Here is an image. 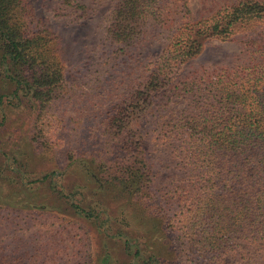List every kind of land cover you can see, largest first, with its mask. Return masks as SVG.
<instances>
[{"label":"rangeland","instance_id":"374dc122","mask_svg":"<svg viewBox=\"0 0 264 264\" xmlns=\"http://www.w3.org/2000/svg\"><path fill=\"white\" fill-rule=\"evenodd\" d=\"M16 1L26 36L48 34L49 44L42 47L63 80L45 104L34 100L28 86L16 98L10 79L16 69L2 65L0 53V264H264V251L252 254L246 244L239 251L229 248L216 262L193 257L181 233L171 232L169 217L155 212L184 177L176 144L165 140L160 125L186 109L184 94L141 121L153 200L113 184L126 160L137 162L139 148L126 150L120 128L108 130L145 66L169 47L182 22H197L241 0H164L166 14L178 12L149 24L145 36L127 47L114 44L107 33L120 0ZM257 25L264 28V21ZM246 41L244 35L208 41L180 80L259 60L262 53ZM126 240L133 247L126 248Z\"/></svg>","mask_w":264,"mask_h":264},{"label":"trees","instance_id":"16d2710c","mask_svg":"<svg viewBox=\"0 0 264 264\" xmlns=\"http://www.w3.org/2000/svg\"><path fill=\"white\" fill-rule=\"evenodd\" d=\"M163 3L120 0L109 16L108 38L121 47L136 43L149 24L164 22L178 12L172 8L166 14ZM18 5L16 0H0L1 63L16 69L10 75L17 86L16 98L28 86L34 100L45 104L63 73L42 47L48 34L26 36ZM260 21H264V0H241L197 22L190 18L182 22L172 43L145 66L133 92L108 124L109 131L120 128L119 142L126 150L139 148L137 162L126 160L113 184L134 197L153 200L155 181L143 160L146 130L141 121L147 114L164 112L175 96H186V109L160 121L165 140L176 144L180 153L184 177L168 189L165 203L154 207L160 217H169L171 232L181 233L182 246L206 262L218 261L229 248L239 251L242 244L255 255L264 251V28L257 25ZM237 35H244L245 44L262 53L259 60L240 69L205 71L180 80L208 41H234ZM73 206L91 216L81 206ZM125 247L133 246L126 240Z\"/></svg>","mask_w":264,"mask_h":264}]
</instances>
